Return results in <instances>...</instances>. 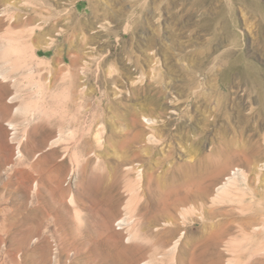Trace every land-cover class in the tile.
I'll list each match as a JSON object with an SVG mask.
<instances>
[{
	"label": "rangeland",
	"instance_id": "1",
	"mask_svg": "<svg viewBox=\"0 0 264 264\" xmlns=\"http://www.w3.org/2000/svg\"><path fill=\"white\" fill-rule=\"evenodd\" d=\"M253 2L264 8V0H0V67L16 81L0 80V264L206 259L199 205L187 213L190 230L181 224L160 238L140 235V209L186 194L185 169H221L216 186L239 169L249 185L264 181V12ZM48 27L45 41L32 42ZM3 45L29 46L30 55ZM253 143L255 157L231 160ZM214 195L206 211L235 199L214 205Z\"/></svg>",
	"mask_w": 264,
	"mask_h": 264
},
{
	"label": "bare ground",
	"instance_id": "2",
	"mask_svg": "<svg viewBox=\"0 0 264 264\" xmlns=\"http://www.w3.org/2000/svg\"><path fill=\"white\" fill-rule=\"evenodd\" d=\"M252 5L258 14L259 12H264V8L258 3L253 2ZM12 21L16 22L15 19H12ZM48 28V30L41 29L40 32L36 33L34 38H32V42L39 43L45 41V35L54 32L53 27ZM51 40L53 41V39ZM7 46H4L6 47L4 52L19 53V56H21L23 60L28 59V55H30L28 54V51L30 52L28 49L29 46L19 51L14 50L11 46ZM9 75L4 68L2 69L0 67L1 82L7 83L11 81L15 83L16 81L11 80ZM262 86L264 88V85ZM4 87L5 86L1 85V88ZM16 98L17 95H14L11 99L14 101ZM169 105L168 111L172 117L177 114V111L171 108V106H173L172 102H170ZM31 108L32 104L29 101L23 109L30 110ZM69 119L74 121L75 116L72 115ZM148 121H151L153 125L159 122L156 119H150ZM9 125L12 130H15L16 127L14 124L10 123ZM156 138L157 131L154 130L148 139L154 141ZM58 140L59 139H56L51 142L52 145L57 144ZM258 147L257 143H253L250 148L240 146L232 152L234 158L231 160L246 157L248 154H252V156L255 157ZM262 167H264V164ZM220 170L221 169H185V182L191 184L188 186L186 194L182 195L180 191L177 190L176 197L172 200L161 199V201L160 199H156L152 210L143 212L142 210L146 208L145 206L141 207L140 223L144 220L146 221V225L145 227L140 226V235H152L158 238L167 235H176L179 232L181 224L190 230L192 227L188 224L189 220L187 213H195L198 211L197 205H199L201 207L198 211L201 225L200 227L195 225V227L197 226V229H200L202 239L199 246L206 253V259H204L201 264H225V253H229L232 256L227 260L226 264H264V181L256 177V184L249 185L247 183L249 174L239 169L237 172H234L233 175L228 176L224 182L216 186L215 181ZM253 171L255 170L253 169ZM197 179H199L200 182L198 189L194 190L193 187L195 184L193 183H195ZM213 188L215 189V195L211 200L214 205L218 202H224L226 197L233 196L235 199L227 201L230 204L223 208H211L206 211L205 205L210 198ZM144 197L145 196H140V201ZM39 224L40 222L37 219L31 230L37 231ZM154 261L155 260L150 257L148 260H145L143 264H154Z\"/></svg>",
	"mask_w": 264,
	"mask_h": 264
}]
</instances>
